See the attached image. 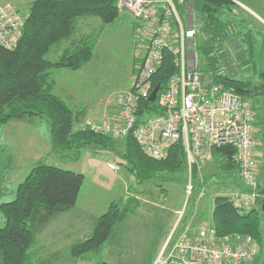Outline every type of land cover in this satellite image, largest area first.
Masks as SVG:
<instances>
[{"label": "built area", "instance_id": "2783aa9c", "mask_svg": "<svg viewBox=\"0 0 264 264\" xmlns=\"http://www.w3.org/2000/svg\"><path fill=\"white\" fill-rule=\"evenodd\" d=\"M231 2L245 9L236 0ZM117 3L134 17L129 86L119 93L118 111L111 120L86 119L84 127L112 137L131 135L141 151L154 159L165 158L172 146L179 145L185 156L187 195L194 187V168L200 169L212 161L214 148L230 147L233 154L228 161L236 165L244 186L232 195V202L241 210L249 209L263 195L256 179L254 109L250 96L228 88L220 80L222 76L236 77L248 67L246 47L242 44L244 32L234 20L224 22L220 29L203 27V18L189 2L181 3L184 15L173 0ZM23 18L11 5H0L2 47L10 49L16 45ZM168 54L175 72L161 82L155 75ZM154 88V99H150ZM107 166L116 168L114 162ZM182 215L183 209L151 264L252 261L257 245L250 236L234 234L220 240L212 225L204 222L198 223L193 232L189 231V223L176 232Z\"/></svg>", "mask_w": 264, "mask_h": 264}, {"label": "trees", "instance_id": "16d2710c", "mask_svg": "<svg viewBox=\"0 0 264 264\" xmlns=\"http://www.w3.org/2000/svg\"><path fill=\"white\" fill-rule=\"evenodd\" d=\"M203 2V27L220 29L224 22L234 20L233 16L227 19L216 15L222 7L230 12L231 0ZM89 16L102 23L112 22L118 16L117 0H31L16 45L10 49L0 45V125L25 115L45 117L51 148L74 160L86 147L110 149L114 144V137L110 135L74 127L83 110L69 107L54 94L48 76L51 68L78 69L90 60L93 39L90 36L74 38L79 20ZM244 35L248 42L246 60L250 62L253 45L248 34L245 32ZM64 42H67L65 46H59ZM51 48L60 51L55 60L45 57ZM174 72L173 59L168 54L155 77L165 82ZM251 79L246 74L220 78L228 88L248 96L256 94ZM212 154L219 166L237 174L236 165L228 161L233 154L232 148H214ZM121 157L139 179L145 178L144 172L152 170L184 169L186 172L185 156L179 145L172 146L165 158L154 159L144 154L133 137L127 135ZM82 183L83 175L79 172L45 163L32 166L16 185L14 197L0 203V214L4 219V225L0 226L1 264H30L29 249L34 242L35 230L52 215L74 206ZM262 193L247 210L234 206L232 196L216 195L213 198L211 225L216 237L221 240L234 234L250 236L257 245L251 262L260 254L264 258V211L260 209L264 190ZM129 210L128 206L110 202L94 220L90 234L70 245V254L79 257L99 249ZM94 264L110 263L101 260Z\"/></svg>", "mask_w": 264, "mask_h": 264}, {"label": "rangeland", "instance_id": "374dc122", "mask_svg": "<svg viewBox=\"0 0 264 264\" xmlns=\"http://www.w3.org/2000/svg\"><path fill=\"white\" fill-rule=\"evenodd\" d=\"M189 1L192 2L193 11L197 15L203 16L205 14L203 11L204 0ZM11 6L14 7L13 5ZM230 6L233 9L232 16L237 23V27L241 31L250 29L252 32L254 42L253 56L248 67L241 72V75L246 74L252 78V87H254L256 62H259L262 68L264 67V22L257 20L252 15L250 16L247 11L237 5L232 4ZM21 8H19L20 14L24 17L27 6L21 5ZM177 8L184 15V6L177 4ZM14 9L16 8L14 7ZM228 11L222 7L216 11V15L220 18H227L229 16L227 14ZM133 21L134 17L131 13L119 6L118 16L112 22L102 23L98 18L92 16L83 17L79 20L78 30L74 38L90 36L93 39L92 57L82 67L80 66L81 68L79 67L80 69L78 70L65 68L51 71H60L54 72L53 76L60 73L66 93L73 94V99L77 100L76 104H79L80 108L86 109L92 106V108L102 111L103 108L111 110L114 106H117L118 95L128 86L132 69L134 45L131 32ZM247 43V41H242L245 47L248 46ZM66 44L67 42H64L62 46ZM53 49L51 48L45 56L49 60H55L58 56L52 54ZM263 69L258 70L262 71ZM258 80L263 85V88L260 89L261 92L258 96L256 94H250L249 96L254 112L261 119L259 123L260 136L264 140V77L260 76ZM66 102L70 106L75 104L74 101H70L67 98ZM32 118H35V120L31 122L35 123L38 128L49 129L48 120L38 115L11 118L4 125H0V171L11 167V153L18 147L17 137L34 129L25 127L23 132H19L16 127L27 123L26 119ZM74 127L79 128L80 125H75ZM123 142L124 140L121 141L122 147ZM116 147L117 145H115L114 141L110 149H101H113L115 151ZM65 152L66 154L71 153V151ZM121 153L122 149L114 154L107 155L101 152L96 153L93 147H86L82 149L79 160L65 157L58 150L44 155L40 159V164L45 163L62 168H71L73 171L81 172L83 175L77 206L82 209L83 233L86 232L84 229L92 222L90 218L85 216L87 213L86 209H90L95 214L100 215L112 201L117 202L122 207L134 208L133 213L127 219V223L124 224L122 220L116 224L112 234L99 250H92L83 254L87 264H93L101 260L111 264H149L156 254L157 243L154 242L153 235L150 232L159 223L160 218H157L158 211L175 207L186 209L187 211L197 206L199 209L197 216L210 223V211L209 209L201 210V205H205V207L208 205V208L211 207L212 209L214 196H232L234 192L244 189L238 174L219 166L216 158V160L212 159V161L193 172L191 182L194 187L191 194L187 195L185 183L188 181V175L184 169L146 171L144 172L145 174H142L145 178L139 179L135 173L130 172L128 165L121 157ZM254 154L259 158L261 170L264 171V152L256 149ZM94 159L114 162L116 168L113 169L115 170L113 172H115L116 178L112 180L113 177L107 179L100 176L97 180H94L91 175V164ZM25 170L21 167L19 172H15V177L6 178L3 181L5 182L4 188L1 189L3 193L1 198L3 200L8 199V196L11 199L13 198V187L17 182L23 180L26 175V173H23ZM200 192L202 193L201 196H199ZM133 197H137V203L136 200L134 202L137 206H134L133 202L129 203V199H134ZM147 210H151V213L147 214L144 212ZM75 217L80 218V213H71L69 219ZM67 220L68 218L64 222L66 223ZM169 220L170 218L166 219L167 222ZM2 221H4L3 218ZM52 230L53 224H50L48 231ZM65 234L67 238L71 237L67 231ZM41 247L43 248L38 258H30L32 264H76L75 262L80 261V258L73 257L68 249L55 257L50 253L49 243L41 244ZM251 263L264 264V258L260 254Z\"/></svg>", "mask_w": 264, "mask_h": 264}, {"label": "crops", "instance_id": "0c3cea01", "mask_svg": "<svg viewBox=\"0 0 264 264\" xmlns=\"http://www.w3.org/2000/svg\"><path fill=\"white\" fill-rule=\"evenodd\" d=\"M173 1L179 5H182L181 3H184V2H189V3H191V5L193 7L192 2H190L189 0H173ZM236 1L241 3V5H243L245 7V9L242 7H240V8L247 11L250 14V16L252 15V17H255L257 20L264 22V0H236ZM30 2H31V0H0V5H2V4L13 5L17 9V11L19 10V8H21V5H25V6H27L25 14H27ZM193 2H194V0H193ZM21 9H23V8H21ZM19 12H20V10H19ZM227 14L229 15L227 19H229V17L232 16L233 11H230ZM133 23H134V21H133ZM132 27H133V25H132ZM245 32L250 37L252 45H253L254 42H253V36H252L251 30L248 29L247 31H244V33ZM52 54L58 55V54H60V51L54 50ZM132 63H133V59H132ZM80 68H78V69H80ZM54 69H65V67H63V68H51L48 71V76H49V80H50L51 85H52L53 93L56 94L58 97H60V99L62 101H64L69 107H71L73 109H82L78 106L79 104H76L77 100L73 99V94H70L68 92L66 93L64 84L62 83V80H61V75H59L60 73H57L56 76H53L54 72H60V71H51ZM78 69H75V70H78ZM258 69H263V68L259 62H256V65L254 68L255 75L258 72ZM131 72H132V69H131ZM128 86H129V84H128ZM261 87L263 88V85H261ZM65 97L67 99H69L70 101H74L75 104L70 106L66 102ZM82 110H83V112H82V115L80 116V120L76 124V125H80L79 128L83 127V123L86 119L111 120L118 111L117 106H114V108L111 110H107V109L103 108L101 111V110H97L96 108L95 109L92 108V106L89 108H86V109H82ZM254 117H255V119H254V128H255V130H254V140H255L254 152L256 151V149H258V151H260V152H264V140L260 136L261 131H260V127H259V123H260L261 119H260V117H258L256 115V112H254ZM26 120H27V123H25L23 125H19L18 127H16L17 130L19 132L20 131L23 132L25 127L30 128V129L34 128V129H31L30 131L23 133V134L19 135V137H17L18 138V147L16 149H14L11 153V157H12L11 158V160H12L11 167L4 170V171H0V203L3 201H7V200L11 199V198H9L10 196H8V199H6V200H3L1 198L3 195V193L1 192V189L4 188V186H5V182H3V181L6 178L15 177V175H16L15 172L16 171L19 172L21 170V167L26 169L25 171H23V173L27 174L32 166L40 164V159L44 155H48L52 152L54 153V151H55L51 148V144L49 141V129L43 130V129L38 128V126L35 123L31 122L32 120H35V118L26 119ZM2 125H4V124H2ZM114 138H115L114 139L115 145H117V147L115 148L116 149L115 151L113 149H112L113 152H111L112 150L95 148V152L96 153L101 152V153L108 155V154H114V153L120 151L121 149L123 151L121 141L124 140V137H114ZM65 157H67V156H65ZM254 157L256 159V179H257V182H258L260 189L263 191L264 190V171L261 170V162H260L259 158L256 157L255 154H254ZM79 158H78V160H79ZM91 162H93V161H91ZM108 162H112V161L94 159V162L91 164V175H92V178H94V180H97L100 176H103L107 179H110L113 177L112 180H114L116 178V174H115V172H113L115 170L108 168V166H107ZM67 169L73 170L71 168H67ZM129 170H130V168H129ZM130 172L132 173L131 170H130ZM19 182H17V184ZM17 184L14 185L13 190H12L13 197L15 194V187ZM235 193L236 192H234L233 194H235ZM133 198L134 199H129V203L133 202L134 206H137V204H136L137 203V197H133ZM135 200H136V203H134ZM77 206H78V198H77L74 206H72L71 208H69L66 211L52 215L47 221L43 222L41 225H39L37 227V229L35 230V234H34V242L29 249V261H30L31 257H33L34 259L38 258V255L42 251V248H43V247H41V244L49 243L51 255L57 257L61 254V252H64V250L65 251H66V249L69 250V247L72 243L79 241V240L87 237L90 234L94 220L99 216V214L98 215L95 214L90 209L85 210L87 212L85 216L90 218L92 220V222H90L89 226H87V228L84 229V231H86V232L83 233L82 209H80ZM200 208H201V210L209 209L210 216H211V212H212L211 207L208 208V205L206 207H205V205H201ZM129 209L130 210L128 211L127 214H125V216L123 218L124 224L127 223V219L131 215V213H133L134 208L132 209L131 207H129ZM181 210L182 209L175 207L172 209L171 208H167V209L164 208L163 211H161V210L158 211L159 214L155 211L158 215L157 218H160V220H159L158 225H156L151 230L150 234L153 235L152 238H154V242L157 243L156 244L157 248L155 249L156 253L158 252L159 248L161 247V245L165 241V239L168 236L171 228L175 224L176 219L178 218V214ZM198 210L199 209L197 208V206H194L193 208H191L190 210H187V211H186V209H184L183 215H182L181 219L179 220V222L177 223L176 232L183 230L185 225L188 223L190 224V229H189L190 232L195 231L197 224L200 222H204L207 225L211 226V221H209L210 223H208L207 221H205L202 218H199L197 216L199 214ZM73 212H79L81 217L80 218L75 217L73 219H69L70 214ZM144 212H146L147 214H150L151 210H147ZM0 217H1L0 218V225H3L4 224V221H2L3 217L1 215H0ZM66 218H68V220L65 223L64 220ZM167 218H170V220L168 222L166 221ZM50 224H53V230L52 231H48V227ZM66 231L68 232V234L71 237H69V238L66 237V234H65ZM99 249H97V250H99ZM97 250H93V251H97ZM102 250H103V247H102ZM104 250H106V249H104ZM83 256L84 255H82L81 257H77V258H80V261H77L75 263L76 264H87L85 262V259L83 258ZM152 260H151V262H152ZM151 262L149 264H151ZM0 264H1V262H0ZM30 264H32L31 261H30Z\"/></svg>", "mask_w": 264, "mask_h": 264}, {"label": "flooded vegetation", "instance_id": "af4514ba", "mask_svg": "<svg viewBox=\"0 0 264 264\" xmlns=\"http://www.w3.org/2000/svg\"><path fill=\"white\" fill-rule=\"evenodd\" d=\"M264 68V67H263ZM260 70H258V72L256 73V77H255V85L254 86H256V89H255V91H256V95L258 96V94L261 92V90L259 89V87L261 86V83H260V81L258 80V78L260 77V76H263L264 77V69L262 70V71H260ZM260 74V75H259ZM260 90V91H259Z\"/></svg>", "mask_w": 264, "mask_h": 264}, {"label": "water", "instance_id": "95a60500", "mask_svg": "<svg viewBox=\"0 0 264 264\" xmlns=\"http://www.w3.org/2000/svg\"><path fill=\"white\" fill-rule=\"evenodd\" d=\"M156 88L153 89L150 99H154V94H155ZM261 211H264V196L262 197L261 205H260Z\"/></svg>", "mask_w": 264, "mask_h": 264}]
</instances>
